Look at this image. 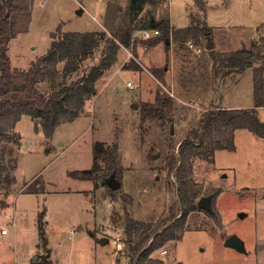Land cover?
<instances>
[{"label": "rangeland", "instance_id": "374dc122", "mask_svg": "<svg viewBox=\"0 0 264 264\" xmlns=\"http://www.w3.org/2000/svg\"><path fill=\"white\" fill-rule=\"evenodd\" d=\"M160 1L147 5L143 14L150 10L157 21H171L172 29L207 28L212 37L176 40L171 35L165 42L160 29L135 30L77 120L62 124L48 139L41 129L35 131L39 120L22 117L15 128L18 143L10 145L17 161L15 182L0 187V264H44L48 256L53 264H131L126 217L156 230L180 217L179 182L169 164L179 159L181 142L205 114L215 108L253 109L264 122V106L257 107L255 98L264 79V0ZM136 23L130 0H34L29 31L12 39L6 52L14 70L26 71L47 54L52 34L104 32L119 43ZM145 31L159 35L147 39ZM210 42L215 54L253 49L257 61L243 73L227 75L207 49ZM104 45L74 80L101 62ZM156 69L165 70L164 83L153 75ZM255 69L262 70L258 81ZM38 88L46 95L54 89L48 82ZM165 100L172 104L165 107L164 119L143 118L144 105L162 106ZM234 141L233 151L193 160L196 202L211 198L213 214L192 212L181 237L150 258L165 264H264V138L240 129ZM97 142L118 146L122 176L115 178L121 184L117 191L108 187L112 175L106 170L95 183L68 175L92 168ZM44 210L49 245L39 248ZM232 235L245 251L225 245Z\"/></svg>", "mask_w": 264, "mask_h": 264}, {"label": "trees", "instance_id": "16d2710c", "mask_svg": "<svg viewBox=\"0 0 264 264\" xmlns=\"http://www.w3.org/2000/svg\"><path fill=\"white\" fill-rule=\"evenodd\" d=\"M160 0H130V14L135 27L123 33L119 43L107 37L104 32H67L62 37L52 34V43L46 55L39 57L26 71L12 68L6 47L19 34L29 31L32 21L34 0H0V187L9 188L15 182L14 171L17 161L12 158L10 145L18 143L16 125L23 116L33 121L39 120L35 131H41L51 139L56 130L64 123H72L83 115L88 100L97 95V82L116 62L120 45L129 46L135 30L160 29L163 33L160 41L168 42L171 35L176 40H188L204 35L212 37V31L199 26L172 29L168 20L157 21L147 5H158ZM103 58L78 79H73L82 64L93 58L96 49L102 44ZM255 48V46H253ZM213 53L215 63L227 69V75L234 72L243 73L253 68L257 56L253 49L243 47L229 54ZM63 64L62 70L59 66ZM165 70H153L155 78L164 83ZM262 75L261 69L254 70L255 80ZM264 80V79H263ZM257 85L255 98L257 107L264 106V81ZM50 83L54 87L48 95L40 92L38 85ZM162 106L144 105L143 118L164 119L165 107L172 101L161 102ZM245 129L258 137L264 138V122L253 109H210L200 126L192 130L179 146V159L170 161V168L176 169L179 182L178 196L181 215L171 225L163 229H154L153 224L138 222L127 216L126 230L129 238L131 264H165L162 260L150 258L168 242L177 240L182 235V228L187 217L198 209L196 202L199 190L191 180L193 160L214 158L220 150H235V132ZM202 148L205 152H202ZM179 161V166L176 165ZM106 170L115 178L122 176L118 146L108 147L103 142L94 145V163L91 169L69 172V177L96 182L98 173ZM109 187V186H108ZM110 188V187H109ZM111 189V188H110ZM112 190V189H111ZM114 191V190H112ZM213 214V206H211ZM46 210L39 214L40 244L39 248L48 246ZM150 241V242H149ZM44 264H53L48 258Z\"/></svg>", "mask_w": 264, "mask_h": 264}, {"label": "water", "instance_id": "95a60500", "mask_svg": "<svg viewBox=\"0 0 264 264\" xmlns=\"http://www.w3.org/2000/svg\"><path fill=\"white\" fill-rule=\"evenodd\" d=\"M79 14H82V10H80L78 12ZM208 50H213L214 49V44L213 42H210L207 46ZM173 132V130H172ZM107 185L114 191H117L121 188V184L115 179L114 176H112L108 181H107ZM212 199L211 198H202L200 199V201L198 202V209L200 210H204L207 212H212ZM108 240H103V244L107 243ZM225 245L227 247H231V248H235L237 250H244V245L243 242L235 235H232L230 237H228L225 241ZM34 260H37V257L34 258Z\"/></svg>", "mask_w": 264, "mask_h": 264}, {"label": "built area", "instance_id": "2783aa9c", "mask_svg": "<svg viewBox=\"0 0 264 264\" xmlns=\"http://www.w3.org/2000/svg\"><path fill=\"white\" fill-rule=\"evenodd\" d=\"M142 34H143V36L145 38L148 39V38H151L153 36L159 35V31H145ZM128 85L131 86V87H133L130 83ZM2 234L3 235L7 234V231L6 230H2ZM29 264H36V263L35 262H30Z\"/></svg>", "mask_w": 264, "mask_h": 264}, {"label": "crops", "instance_id": "0c3cea01", "mask_svg": "<svg viewBox=\"0 0 264 264\" xmlns=\"http://www.w3.org/2000/svg\"><path fill=\"white\" fill-rule=\"evenodd\" d=\"M171 22V21H170ZM173 25V24H172ZM174 26V25H173ZM174 28H176L175 26H174ZM177 29H180V28H177ZM5 235H7V234H5ZM49 245V244H48ZM51 254H52V252H51ZM35 258V257H34Z\"/></svg>", "mask_w": 264, "mask_h": 264}]
</instances>
